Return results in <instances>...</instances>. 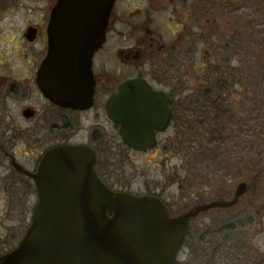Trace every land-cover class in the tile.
<instances>
[{
  "label": "flooded vegetation",
  "instance_id": "1",
  "mask_svg": "<svg viewBox=\"0 0 264 264\" xmlns=\"http://www.w3.org/2000/svg\"><path fill=\"white\" fill-rule=\"evenodd\" d=\"M28 1L0 0V258L20 245L32 224L39 203L35 174L45 154L58 145L91 148L95 170L110 189L143 195L132 190L130 181L116 179L114 170V153H143L123 141L121 125L109 116L108 104L121 85L140 80L167 95L163 101L172 105L169 126L157 133V145L147 151L167 153L176 147V136L195 135L204 121L212 127L230 114L227 103L236 89L247 85L252 67L246 39L253 35L260 41L256 49L261 53L264 47V0H116L105 41L92 58V74H85L70 92L63 87L55 91L56 76H43L40 70L58 0ZM252 1L255 32L247 34ZM22 9L28 16L21 17ZM41 82L48 83L52 98ZM211 131L210 149L223 150L215 144L219 129ZM176 184L182 185L181 178ZM148 194L172 208L156 191ZM241 202L206 214L226 213ZM255 213L264 222V209Z\"/></svg>",
  "mask_w": 264,
  "mask_h": 264
},
{
  "label": "water",
  "instance_id": "2",
  "mask_svg": "<svg viewBox=\"0 0 264 264\" xmlns=\"http://www.w3.org/2000/svg\"><path fill=\"white\" fill-rule=\"evenodd\" d=\"M115 1L58 0L40 70L43 76H56L55 91L63 87L70 92L92 74V58L105 41ZM140 82L121 85L108 109L126 144L146 153L156 146L157 133L168 128L172 105L163 101L166 94ZM40 84L52 98L48 83ZM95 164V152L83 145H59L45 154L35 174L39 203L33 222L0 264H174L192 219L213 208L232 207L248 191L242 182L232 200L199 204L171 216L158 196L109 189Z\"/></svg>",
  "mask_w": 264,
  "mask_h": 264
},
{
  "label": "rangeland",
  "instance_id": "3",
  "mask_svg": "<svg viewBox=\"0 0 264 264\" xmlns=\"http://www.w3.org/2000/svg\"><path fill=\"white\" fill-rule=\"evenodd\" d=\"M23 2L26 5L30 1L23 0ZM250 5L247 13L251 12L253 16L254 1ZM26 16L28 14L22 9L21 17ZM254 19V16L248 19L252 23L247 26V34L255 32ZM22 26H25V22ZM252 36L246 39L247 64L252 65L248 72L247 85L236 89V93L227 103L232 106L231 109L236 115L235 119L228 121L225 118L215 121L212 127L208 124L199 126L200 130L195 135L171 137L176 147L167 153L163 150L146 154L126 151L114 153V164L118 166L114 169L116 179L125 183L130 181L132 190L136 193L148 195L151 191H156L161 194L164 200L171 204L170 209L173 215L211 200L230 199L232 195L234 199L238 185L242 182L249 185V181H253V176L256 175L261 178H255L254 184L260 201H264V64L259 63L261 59L264 61V47L261 49L262 53L257 51V42L260 41L256 42ZM262 41L264 42L261 40V43ZM254 52H257V55ZM201 59L202 55L199 63ZM202 119L201 121H204L206 117ZM212 128L219 129V132H215L218 133L216 136L225 139L223 150L218 151L219 148L214 147L207 154L196 156L197 152L189 150V145L199 146L200 143L209 141ZM199 136L203 137L202 140L198 138ZM259 159H262V162L256 164ZM177 172L178 175H176ZM178 178L182 180L181 188L176 184ZM241 200L242 202L236 208L226 213L211 212L210 216L207 214L200 217L198 223L202 226L201 229H212L211 226H214L212 229L214 232L219 228L224 232L225 229L233 228L235 231L226 232V234L241 237L244 245L248 244L264 253L262 217L254 215L257 209L248 208V198ZM243 223L248 225L246 229H243L245 227ZM185 259L186 250L181 254L179 261ZM230 262H233V259H226L224 264Z\"/></svg>",
  "mask_w": 264,
  "mask_h": 264
},
{
  "label": "trees",
  "instance_id": "4",
  "mask_svg": "<svg viewBox=\"0 0 264 264\" xmlns=\"http://www.w3.org/2000/svg\"><path fill=\"white\" fill-rule=\"evenodd\" d=\"M216 91L221 92L222 88H216ZM205 95L207 96V93H205ZM231 108L232 106H230V114L226 117L228 121L234 120L236 117ZM203 123L206 125L205 121ZM216 137L220 139V142L218 140L215 144L223 146L225 139L220 138L221 136ZM198 138L201 139L203 137L199 136ZM211 139L212 136L208 139L209 141H202L203 143H200L199 146L189 145L190 147L188 149L197 152L196 156H203L211 150ZM189 142L191 143L192 139ZM219 150L221 149L219 148L218 151ZM188 153V155L191 156V153ZM256 176H253V181H249V190L245 194L244 199L248 198V208L259 210L264 209V201L261 202L258 197V190L254 184ZM259 203H261V205H257ZM198 220L199 219L194 220L191 225L186 243L182 249V251L186 250V259L177 261L175 264H224L226 259H233V262L229 264H264V253L259 249H254L252 246H248V244L244 245V241L241 237L239 238L226 234V232L231 233L235 231L233 228L229 230L225 229V232L223 229L219 228L214 232L211 228L201 229L202 226L198 223ZM247 226L248 225L245 224L243 229H246ZM214 233L216 235H214ZM243 233L241 230V234ZM219 234L221 235L220 237ZM245 260L247 262H243Z\"/></svg>",
  "mask_w": 264,
  "mask_h": 264
}]
</instances>
